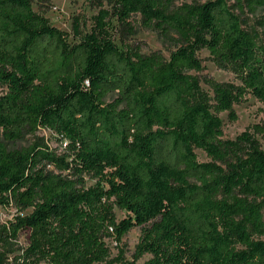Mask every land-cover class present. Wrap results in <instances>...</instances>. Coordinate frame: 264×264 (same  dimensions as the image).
I'll list each match as a JSON object with an SVG mask.
<instances>
[{"label": "trees", "instance_id": "1", "mask_svg": "<svg viewBox=\"0 0 264 264\" xmlns=\"http://www.w3.org/2000/svg\"><path fill=\"white\" fill-rule=\"evenodd\" d=\"M174 1L93 0L67 33L33 0H0V204L18 211L13 237L30 232L0 264H264V125L225 139L220 118L236 120L247 94L264 105V39L244 28L242 0ZM135 15L176 37L168 58L128 42ZM202 50L239 83L201 79ZM134 227L132 260L111 258L107 240Z\"/></svg>", "mask_w": 264, "mask_h": 264}, {"label": "rangeland", "instance_id": "2", "mask_svg": "<svg viewBox=\"0 0 264 264\" xmlns=\"http://www.w3.org/2000/svg\"><path fill=\"white\" fill-rule=\"evenodd\" d=\"M93 0H33V8L35 11L45 15L51 23L62 31L71 33V21L75 15H85L88 18L92 17L97 13L98 8L93 6ZM194 0H175L176 6H180L184 3H191ZM230 5H235L236 0H227ZM250 0H242V11L236 9L235 11L240 15L243 26L251 34H253L259 42L264 39V8H251L248 5ZM136 27V33L131 36L128 40L133 46H139L142 53L150 54L153 52H161L166 58L169 57L170 52L176 48V37L174 35L168 38H163L156 31L145 27L141 23L139 15L133 16ZM69 40H72L70 35ZM199 57L203 62L204 70L197 75L203 79L209 77L217 82H235L239 83L236 79L235 74L232 71L218 68L211 60L210 54L206 50L199 52ZM202 87L207 89L208 86L202 81ZM3 92L0 87V93ZM114 96L107 99V102L112 101ZM234 111L236 113V120H230L228 112L220 114V118L223 121V138L234 139L241 132L246 130L248 127L254 124L264 125V105L258 101L251 94H247L245 99L240 104L234 105ZM37 137L43 138L44 142L49 147L61 153L64 148V144L56 134L46 129H40L36 133ZM257 139L261 143L262 149L264 150V136L257 135ZM34 141V137L28 135L24 140L18 142L11 147H23L27 146ZM198 156V160L201 162L208 161L205 153L197 149L195 151ZM87 185L95 183L91 177L86 176ZM31 209H27L22 214H30ZM116 217L121 220L126 217V214L115 209ZM18 214L17 209L14 206L4 207L0 204V232L2 238L0 239V250L6 253L7 261L11 263L15 258L22 255L24 249L27 248L29 242V230L21 229L18 231L17 236L13 237L11 234L10 224L14 222ZM4 230H7L4 231ZM141 235V227H134L131 229L126 236L122 239L119 245L112 240H107L110 247L111 258L116 257L122 248L124 251V257L127 260H132V256L135 250V246L139 241ZM264 240V237H261ZM149 258L144 257L143 260ZM110 264V263H100Z\"/></svg>", "mask_w": 264, "mask_h": 264}]
</instances>
